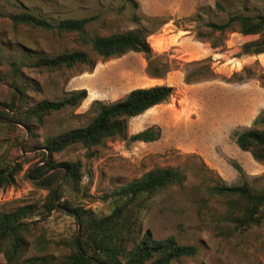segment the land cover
<instances>
[{
  "label": "rangeland",
  "instance_id": "374dc122",
  "mask_svg": "<svg viewBox=\"0 0 264 264\" xmlns=\"http://www.w3.org/2000/svg\"><path fill=\"white\" fill-rule=\"evenodd\" d=\"M17 7L53 22L91 19L85 30L90 37L141 31L152 54L129 52L104 60L77 34L59 35L24 26L14 29L2 14L16 12ZM236 14L263 15L264 0L0 2V46L6 56L2 75L9 74L13 59L28 64L30 57H51L78 50L87 52L94 63L93 68L77 66L55 73L25 69L27 77L40 89L39 94L29 92L34 102H59L73 91H87V99L80 106L52 114L42 126L35 124L40 143L46 137L86 127L97 115L95 103L109 106L140 88L174 89L167 103L128 123L129 139L147 129L159 128L161 135L157 141L110 140L91 150L75 145L54 156L56 163L82 164L80 192L65 183L62 201L99 217L110 215L121 205L114 192L147 173L162 169L182 172L183 194L162 200L143 217L144 230H149L155 240L174 237L180 245L198 248L195 257L172 264H264V219L258 226L222 238L200 222L189 203L193 189L216 183L229 187L248 184L264 191V163L256 162L236 144L237 134L264 130V124H255L264 117V54H241L245 43L257 41L260 36H243L237 27L224 34L214 33L207 26L225 23ZM212 43L218 44V48L213 49ZM0 81V102H7L11 97L10 80ZM29 144L23 126L0 119V164L29 161L17 184L0 191V213L37 205L38 212L29 218L37 224L31 226L26 256H63L70 252L65 243L73 241L79 228L76 220L62 210L43 217L42 206L48 191L39 190L26 177L31 166L42 158L41 149L28 148ZM0 264H6L1 254Z\"/></svg>",
  "mask_w": 264,
  "mask_h": 264
},
{
  "label": "trees",
  "instance_id": "16d2710c",
  "mask_svg": "<svg viewBox=\"0 0 264 264\" xmlns=\"http://www.w3.org/2000/svg\"><path fill=\"white\" fill-rule=\"evenodd\" d=\"M9 1L0 0L2 3ZM217 6L223 8L220 3ZM17 8L16 12L2 14L11 22L12 28L24 26L59 35L77 34L85 45L91 46L93 52L104 60L121 57L129 52L147 56L152 54L146 35L141 31L90 37L85 30L91 19L69 18L53 22L24 7ZM207 26L214 33L224 34L237 27L243 36H260L257 41L245 43L241 54H264V14L230 15L225 23H210ZM218 46L212 43L213 49ZM5 59V51L0 46V80L9 79L11 86L10 100L0 102V119H8L23 126L30 141L28 148L41 149L42 158L31 166L26 177L39 190L48 191L42 206L43 217L49 218L52 212L62 210L76 220L79 228L73 241L65 243L70 251L68 254L59 257L47 254L27 257V238L31 234V226L37 224V221H29V218L38 212V206L24 205L16 211L0 213V254L6 264H172L182 258L195 257L198 254L197 247L180 245L174 237L155 240L151 232L143 227L146 212L152 211L162 200L183 194L185 176L182 172L162 169L147 173L141 179L114 192V196L121 200V205L110 215L99 217L81 206L75 207L69 201H62L65 183L72 184L74 191L80 192L82 164L54 161L56 154L71 146L81 145L91 150L106 141L128 140L129 121L167 103L172 98L174 89L168 86L140 88L109 106L95 103L94 105H98L97 115L86 127L46 137L40 143L35 124L42 126L52 114L80 106L87 99V91H73L59 102H34L30 100L29 92L39 94L40 89L27 77L25 69L55 73L77 66L93 68L94 63L87 52L78 50L51 57H30L27 58L30 62L28 64L13 59L9 74L2 75L1 68ZM258 123L264 124V117L255 121V124ZM160 135L159 128L147 129L129 140L151 143L157 141ZM236 144L256 162L264 163V130L239 133ZM28 162L0 164V191L17 184V178ZM237 169L240 171L238 167ZM189 198L200 222L207 224L218 237L229 238L236 232L260 225L264 219V191L248 184L229 187L224 183H216L203 189L196 187Z\"/></svg>",
  "mask_w": 264,
  "mask_h": 264
}]
</instances>
